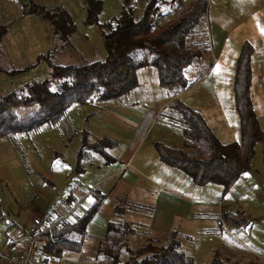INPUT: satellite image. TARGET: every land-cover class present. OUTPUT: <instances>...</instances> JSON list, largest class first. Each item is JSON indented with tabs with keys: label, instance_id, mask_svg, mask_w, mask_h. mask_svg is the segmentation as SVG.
I'll use <instances>...</instances> for the list:
<instances>
[{
	"label": "trees",
	"instance_id": "1",
	"mask_svg": "<svg viewBox=\"0 0 264 264\" xmlns=\"http://www.w3.org/2000/svg\"><path fill=\"white\" fill-rule=\"evenodd\" d=\"M157 0H147L139 17H134L132 0H124L117 16L99 23L107 51L103 59H89L81 64H62L51 60L52 50L38 54L46 59L49 76L31 79L24 83L23 90H10L0 94V138L30 130L41 123H56L72 103L104 100L127 93L138 84L137 69L153 64L156 67L161 86L180 90L188 81L184 68L195 56L199 47H193L189 35L205 15L208 0H189L188 4L174 16L165 19L159 26L151 20ZM102 8V0H87L85 22L95 21ZM29 10V9H28ZM27 10V11H28ZM31 12L42 13L51 18L54 29L69 42V35L75 29V22L66 9L57 7L48 11L43 5L32 4ZM6 26L0 23V53ZM252 45L245 40L240 48L234 75V98L240 118V140L221 142L200 112L185 104L180 98H173L168 106L180 114L183 123L182 135L193 142L182 146L169 145L162 140L154 142L159 157L165 163L179 167L188 173L194 182L204 184L216 182L224 191L246 171L255 153L256 144L264 140V129L260 126L250 97V60ZM37 60V61H38ZM36 62L22 67L5 68L0 71L15 74L24 72ZM58 82L54 89L52 83ZM25 106H31L25 108ZM172 116L173 113H170ZM83 136H88L86 130ZM108 136L96 138L90 148L104 152L112 145ZM81 154H78L80 159ZM94 196L89 205H75V196L70 192L56 202L50 211L44 213L43 220L49 226L43 240V251L59 256L65 252L78 253L82 249L87 234V224L98 210L106 194L97 186H88ZM68 204L66 212L57 211L61 204ZM80 207V210H75ZM140 202L126 197L118 198L116 214L127 208L139 209ZM57 213L53 216L52 211ZM151 206H149V210ZM242 210H221V221L239 225L245 219ZM136 223L127 218H112L107 222L105 232L97 245L96 259L100 264H186L191 263L180 247L177 229L161 233L153 242H145L135 248L129 245V236L149 231L139 230ZM153 237V235H150ZM209 264H230L219 250H214Z\"/></svg>",
	"mask_w": 264,
	"mask_h": 264
},
{
	"label": "rangeland",
	"instance_id": "2",
	"mask_svg": "<svg viewBox=\"0 0 264 264\" xmlns=\"http://www.w3.org/2000/svg\"><path fill=\"white\" fill-rule=\"evenodd\" d=\"M123 1L102 0L97 19L85 22L87 0H0V23L6 26L0 65L12 68L36 62L24 72L10 74L1 71L0 94L10 90L22 91L25 82L49 76L47 60L37 58L40 53L52 50L51 60L62 64H81L89 59H103L107 51L99 23L117 16ZM146 1L132 0L134 17L141 15ZM212 1V4L218 6L217 0ZM188 2L157 0L151 20L155 26H159ZM33 3L43 5L48 11L58 6L66 9L75 22V29L68 37L69 42L54 29L53 21L46 12L30 11ZM227 5L231 7V3ZM138 71L142 82L127 98L143 94L144 87L148 91L152 86H158L164 92L171 90L159 85L155 65L140 66ZM52 87L56 89L58 82L54 81ZM97 104L91 101L72 103L56 123L44 122L30 130L0 138V250L6 247L7 240L16 237L18 230L25 227L33 215L43 216L72 186L80 181L90 185L103 171L101 165L105 163L104 152L89 146L96 137L95 133L103 131L90 118V112ZM30 107L25 106L27 109ZM259 122L264 129V119L261 118ZM159 123L173 127L171 135L164 138L166 141L176 137V131L183 126L180 114L170 107L162 111ZM89 129H94V136H89ZM84 130L87 137L83 136ZM181 140L188 143L187 147H190V143L193 145L184 136ZM179 172L184 180L191 183L188 189L191 195L206 199L205 211L208 213L203 215L204 209L198 206L195 223L185 228L192 236L191 241H194L197 264H209L212 249L219 250L230 264H264V140L256 144L250 167L226 191L219 183L199 184L182 169ZM151 195L150 192L144 194L141 207L137 210L148 212ZM226 209H240L246 218L239 225L221 221L220 211ZM58 210L62 211L60 208ZM138 228L144 229L143 226ZM150 235L152 233L149 231H143L141 236L138 233L129 236V246L135 248L145 242L155 241L156 236ZM182 242L185 249L190 246L187 235ZM41 264L80 263L77 254L65 252L47 258L44 255ZM89 264H100V261L94 258Z\"/></svg>",
	"mask_w": 264,
	"mask_h": 264
},
{
	"label": "crops",
	"instance_id": "3",
	"mask_svg": "<svg viewBox=\"0 0 264 264\" xmlns=\"http://www.w3.org/2000/svg\"><path fill=\"white\" fill-rule=\"evenodd\" d=\"M217 2L218 6L208 0L203 19L189 35V42L193 47H199L201 52L184 68V77L188 81L184 88L164 92L158 86H152L149 91L144 87L143 94L127 98L142 82L137 69L138 84L127 94L101 101L91 100L92 104L100 101L90 112L92 123L103 128L101 133H95V139L108 136L113 144L106 146L102 152L106 159L101 165L104 168L92 183L85 185L80 181L60 197L71 192L75 196L73 204L76 205L80 200L81 205L87 206L94 201L88 186H97L106 194L87 224L81 251L75 253L80 264L92 263L97 254L98 241L112 218L140 222L156 237L177 229L180 247L192 258V262L186 264H197L194 241H191L192 236L185 228L195 223L198 206L204 209L203 215L208 213L205 211L206 199L191 195L188 191L191 183L183 179L180 168L160 159L154 145L156 140L175 146L185 143L181 140L182 128L176 131V137L167 141L164 139L171 135L173 127L166 123L160 124V114L169 107L173 98L178 97L201 113L221 142L240 140L234 75L241 45L247 40L252 45L250 97L259 120L264 119V0ZM229 3L231 7L227 5ZM93 130L89 129V136L93 135ZM146 192L152 194L149 199L150 211L142 213L127 208L123 213L116 214L118 198L124 196L141 203ZM60 205L68 208V204ZM75 210H80V207ZM57 211L55 209L51 215ZM185 235L190 242L187 249L182 242Z\"/></svg>",
	"mask_w": 264,
	"mask_h": 264
},
{
	"label": "built area",
	"instance_id": "4",
	"mask_svg": "<svg viewBox=\"0 0 264 264\" xmlns=\"http://www.w3.org/2000/svg\"><path fill=\"white\" fill-rule=\"evenodd\" d=\"M62 211L66 209L59 206ZM49 226L40 215H33L25 227L18 230L14 238L7 240L6 247L0 250V264H41L44 256L43 240Z\"/></svg>",
	"mask_w": 264,
	"mask_h": 264
}]
</instances>
